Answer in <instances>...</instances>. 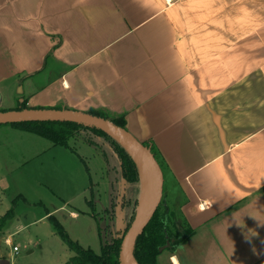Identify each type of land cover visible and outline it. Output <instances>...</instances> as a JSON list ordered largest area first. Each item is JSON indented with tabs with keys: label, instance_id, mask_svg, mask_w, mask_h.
I'll return each instance as SVG.
<instances>
[{
	"label": "crops",
	"instance_id": "obj_1",
	"mask_svg": "<svg viewBox=\"0 0 264 264\" xmlns=\"http://www.w3.org/2000/svg\"><path fill=\"white\" fill-rule=\"evenodd\" d=\"M0 96L124 117L193 231L177 263L264 264V0H0Z\"/></svg>",
	"mask_w": 264,
	"mask_h": 264
},
{
	"label": "rangeland",
	"instance_id": "obj_2",
	"mask_svg": "<svg viewBox=\"0 0 264 264\" xmlns=\"http://www.w3.org/2000/svg\"><path fill=\"white\" fill-rule=\"evenodd\" d=\"M71 145L77 154L11 125L0 126V219L12 209L15 214L0 230V261L68 263L74 253L55 231L52 217L74 243L100 255L99 229L102 242H112L126 234L135 208L138 214L144 209L149 180L143 170L138 184L126 182L108 141L90 132H81ZM165 201L163 196L160 206L170 208ZM182 254L176 250L174 256ZM172 257L165 250L159 263L173 264Z\"/></svg>",
	"mask_w": 264,
	"mask_h": 264
},
{
	"label": "trees",
	"instance_id": "obj_3",
	"mask_svg": "<svg viewBox=\"0 0 264 264\" xmlns=\"http://www.w3.org/2000/svg\"><path fill=\"white\" fill-rule=\"evenodd\" d=\"M19 109L26 110L27 107L24 104ZM90 115L110 121L121 129H126V121L124 117H113L97 111L92 112ZM11 126L45 139L52 145L56 147H62L66 150H69L73 154L77 153L72 148L71 144L78 138V135L81 132H90L96 137L104 138V140L108 141L110 147L117 155L123 179L132 185L138 184L140 182L141 172L133 157L118 142L100 130L77 124L61 122L25 123ZM145 147L151 151L161 169H163L162 163L160 162L155 149L148 146ZM136 204L139 205L138 202ZM137 215L138 207H136L133 212L127 231L132 227ZM94 217L97 219L96 215H94ZM14 218L15 214L14 210L12 209L0 219V228H2L0 230H3L5 225L7 226L10 221L14 220ZM51 219L55 231L61 236L63 241L69 247L70 251L74 253V256L68 261L67 264H120L119 255L122 243L127 235V231L124 236L119 238L115 237L112 242L103 243L102 229L100 228L99 235L102 248L101 254L98 255L92 250H85L78 244L74 243L68 234L63 231V228L55 220V218L52 217ZM180 220H182V216H180V214H170L168 208L165 209L160 206L159 210L135 245L134 259L136 263L160 264L159 258L162 256V253L159 252V249L165 247L168 242L171 243V247L166 250L171 252L173 256L175 255V251L178 247L185 246L189 242V239L193 236V231L188 228L185 229L184 225H179L178 222Z\"/></svg>",
	"mask_w": 264,
	"mask_h": 264
},
{
	"label": "water",
	"instance_id": "obj_4",
	"mask_svg": "<svg viewBox=\"0 0 264 264\" xmlns=\"http://www.w3.org/2000/svg\"><path fill=\"white\" fill-rule=\"evenodd\" d=\"M44 122L72 123L100 130L117 141L129 152V154L138 164L140 172L142 169L138 160L135 158V153L141 158L145 159L153 169L156 177V186L153 192L152 200L147 209L137 215L135 222L133 223L130 231L122 243L119 255L120 264H132L131 261L136 263L134 259L135 245L159 210L163 199L164 173L157 160L148 148H146L142 143L138 142L126 130L119 128L110 121L94 117L89 114L56 110H20L0 113V126ZM170 247L171 243L168 242L165 247L159 249V252L162 253ZM0 264H9V262L2 260L0 261Z\"/></svg>",
	"mask_w": 264,
	"mask_h": 264
},
{
	"label": "bare ground",
	"instance_id": "obj_5",
	"mask_svg": "<svg viewBox=\"0 0 264 264\" xmlns=\"http://www.w3.org/2000/svg\"><path fill=\"white\" fill-rule=\"evenodd\" d=\"M134 155H135V158L138 160L142 170L145 172V174L147 175L148 180H149L148 194H147V198L145 201L144 209L142 210V212H144L152 200L153 192H154V189L156 186V177H155L153 169L151 168L149 163L145 159H143L139 155H137L136 153ZM131 263L136 264L134 261H131ZM174 263L178 264L176 260H174Z\"/></svg>",
	"mask_w": 264,
	"mask_h": 264
},
{
	"label": "built area",
	"instance_id": "obj_6",
	"mask_svg": "<svg viewBox=\"0 0 264 264\" xmlns=\"http://www.w3.org/2000/svg\"><path fill=\"white\" fill-rule=\"evenodd\" d=\"M18 251H19V250L15 247V248H14V252L18 253ZM9 264H10V263H9Z\"/></svg>",
	"mask_w": 264,
	"mask_h": 264
},
{
	"label": "clouds",
	"instance_id": "obj_7",
	"mask_svg": "<svg viewBox=\"0 0 264 264\" xmlns=\"http://www.w3.org/2000/svg\"><path fill=\"white\" fill-rule=\"evenodd\" d=\"M172 259H173V260H175V259H176V257H175V256H173V257H172Z\"/></svg>",
	"mask_w": 264,
	"mask_h": 264
}]
</instances>
